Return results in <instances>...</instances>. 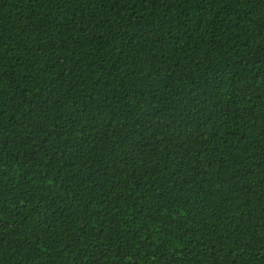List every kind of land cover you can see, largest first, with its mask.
I'll list each match as a JSON object with an SVG mask.
<instances>
[{
  "label": "trees",
  "instance_id": "trees-1",
  "mask_svg": "<svg viewBox=\"0 0 264 264\" xmlns=\"http://www.w3.org/2000/svg\"><path fill=\"white\" fill-rule=\"evenodd\" d=\"M0 264H264V0H0Z\"/></svg>",
  "mask_w": 264,
  "mask_h": 264
}]
</instances>
